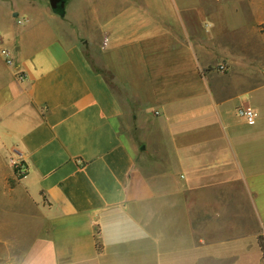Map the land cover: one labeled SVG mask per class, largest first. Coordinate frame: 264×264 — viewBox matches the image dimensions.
Segmentation results:
<instances>
[{
  "label": "crops",
  "instance_id": "0c3cea01",
  "mask_svg": "<svg viewBox=\"0 0 264 264\" xmlns=\"http://www.w3.org/2000/svg\"><path fill=\"white\" fill-rule=\"evenodd\" d=\"M62 1L0 0V264H264V0Z\"/></svg>",
  "mask_w": 264,
  "mask_h": 264
},
{
  "label": "rangeland",
  "instance_id": "374dc122",
  "mask_svg": "<svg viewBox=\"0 0 264 264\" xmlns=\"http://www.w3.org/2000/svg\"><path fill=\"white\" fill-rule=\"evenodd\" d=\"M224 70H225V68H224ZM224 70L221 71L218 68V71L221 73H223ZM105 75L108 78L107 74H105ZM119 90L120 89H117V91H119ZM4 219H5V221H4L5 225H4V231H3V238H4L3 259H4V264H11L10 262L13 260L16 262L17 261L20 262V259L22 258V256H25L29 251V247H27V244L29 243V237H28L29 233L17 230L18 226H15V225L19 224V222H20L18 216L5 215ZM19 264H21V263H19Z\"/></svg>",
  "mask_w": 264,
  "mask_h": 264
},
{
  "label": "built area",
  "instance_id": "2783aa9c",
  "mask_svg": "<svg viewBox=\"0 0 264 264\" xmlns=\"http://www.w3.org/2000/svg\"><path fill=\"white\" fill-rule=\"evenodd\" d=\"M0 54H1L4 62L7 65H13L14 64L13 57H12L9 50L1 49ZM219 69L221 71L224 70V66H220ZM237 115L239 117L245 119V121L249 124L254 123V121L256 119L255 112L250 107H239L237 109ZM12 163H13V166H15L16 169H18V172L20 173V175L24 176L26 174L25 167H23L21 164H18V163H14V162H12Z\"/></svg>",
  "mask_w": 264,
  "mask_h": 264
},
{
  "label": "water",
  "instance_id": "95a60500",
  "mask_svg": "<svg viewBox=\"0 0 264 264\" xmlns=\"http://www.w3.org/2000/svg\"><path fill=\"white\" fill-rule=\"evenodd\" d=\"M50 6L55 12H63V1L62 0H49Z\"/></svg>",
  "mask_w": 264,
  "mask_h": 264
},
{
  "label": "trees",
  "instance_id": "16d2710c",
  "mask_svg": "<svg viewBox=\"0 0 264 264\" xmlns=\"http://www.w3.org/2000/svg\"><path fill=\"white\" fill-rule=\"evenodd\" d=\"M16 172H17V174H18L20 177H22V175H20V173L18 172V169H16ZM259 243H260L261 251H262V253H263V257H264V240L261 239Z\"/></svg>",
  "mask_w": 264,
  "mask_h": 264
}]
</instances>
